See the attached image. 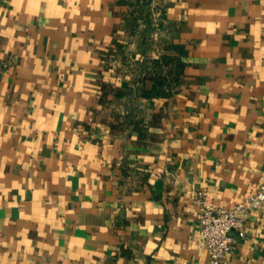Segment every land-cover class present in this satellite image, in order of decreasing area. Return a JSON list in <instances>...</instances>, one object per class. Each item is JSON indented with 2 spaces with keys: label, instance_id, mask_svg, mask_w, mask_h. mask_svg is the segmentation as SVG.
Instances as JSON below:
<instances>
[{
  "label": "crops",
  "instance_id": "crops-1",
  "mask_svg": "<svg viewBox=\"0 0 264 264\" xmlns=\"http://www.w3.org/2000/svg\"><path fill=\"white\" fill-rule=\"evenodd\" d=\"M262 177L264 0H0V264H204Z\"/></svg>",
  "mask_w": 264,
  "mask_h": 264
},
{
  "label": "built area",
  "instance_id": "built-area-1",
  "mask_svg": "<svg viewBox=\"0 0 264 264\" xmlns=\"http://www.w3.org/2000/svg\"><path fill=\"white\" fill-rule=\"evenodd\" d=\"M193 201L200 224L199 239L209 253V259L204 264H226L227 254L238 241L232 231H236L239 238L244 237L245 213L264 206V177L255 192L248 193L231 206L215 205L201 189L195 191Z\"/></svg>",
  "mask_w": 264,
  "mask_h": 264
}]
</instances>
